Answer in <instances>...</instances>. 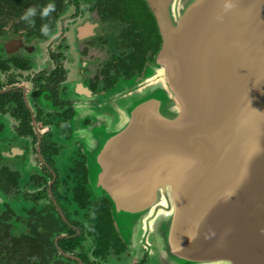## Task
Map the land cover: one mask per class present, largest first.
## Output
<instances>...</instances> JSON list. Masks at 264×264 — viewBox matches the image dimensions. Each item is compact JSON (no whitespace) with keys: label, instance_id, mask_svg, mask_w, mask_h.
<instances>
[{"label":"water","instance_id":"obj_1","mask_svg":"<svg viewBox=\"0 0 264 264\" xmlns=\"http://www.w3.org/2000/svg\"><path fill=\"white\" fill-rule=\"evenodd\" d=\"M144 1L160 44L81 133L92 185L133 258L264 264V0Z\"/></svg>","mask_w":264,"mask_h":264},{"label":"flooded vegetation","instance_id":"obj_2","mask_svg":"<svg viewBox=\"0 0 264 264\" xmlns=\"http://www.w3.org/2000/svg\"><path fill=\"white\" fill-rule=\"evenodd\" d=\"M153 21L144 0H61L44 36L1 6L0 219L13 237L76 264L122 257L147 264L146 253L133 258L125 243L119 250L123 240L110 202L92 185L81 133L105 94L140 74L157 51ZM104 240L109 252L96 253Z\"/></svg>","mask_w":264,"mask_h":264},{"label":"trees","instance_id":"obj_3","mask_svg":"<svg viewBox=\"0 0 264 264\" xmlns=\"http://www.w3.org/2000/svg\"><path fill=\"white\" fill-rule=\"evenodd\" d=\"M14 0H0V9L3 4L8 5L10 9V14L17 19H20L22 13L26 11V9L30 6L37 7V15L34 17L35 19V27L40 31V27L42 24L47 23L51 26L52 21L55 17L57 10L60 9L61 0H16V2L12 3ZM56 2V11L53 12L50 17L42 20L39 15L40 7L48 4ZM2 2V3H1ZM26 27H29L24 21H22ZM153 30L155 33V47L154 50H157V44L159 42V36L157 33L155 22L153 21ZM121 246L119 247L120 251L124 249V242H121ZM117 247V244H116ZM109 244L106 240L97 247L96 253L102 251L103 254L109 252ZM55 248L53 247H36L30 240L22 239L21 237L16 238L13 237L8 230V226L5 220L0 219V264H76L72 260H59L56 259L53 255L55 252ZM87 264H93L91 262H87Z\"/></svg>","mask_w":264,"mask_h":264},{"label":"clouds","instance_id":"obj_4","mask_svg":"<svg viewBox=\"0 0 264 264\" xmlns=\"http://www.w3.org/2000/svg\"><path fill=\"white\" fill-rule=\"evenodd\" d=\"M233 5L229 2V0H225L224 8L225 10H228ZM56 11V5L54 3H48L39 9V15L42 20L50 17V15ZM37 15V7L36 6H30L26 9L24 13L21 14L20 20L24 21L26 24H28L30 27H35V19L34 17ZM50 25L47 23H44L40 27V32L44 36H48L50 34ZM89 147H93L94 143L91 139L88 140Z\"/></svg>","mask_w":264,"mask_h":264},{"label":"rangeland","instance_id":"obj_5","mask_svg":"<svg viewBox=\"0 0 264 264\" xmlns=\"http://www.w3.org/2000/svg\"><path fill=\"white\" fill-rule=\"evenodd\" d=\"M99 264H132L128 258L122 257L121 260L118 258H111L108 261H101Z\"/></svg>","mask_w":264,"mask_h":264}]
</instances>
